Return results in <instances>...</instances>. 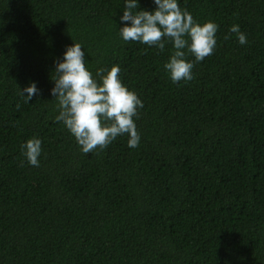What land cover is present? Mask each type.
I'll list each match as a JSON object with an SVG mask.
<instances>
[{
	"label": "trees",
	"instance_id": "1",
	"mask_svg": "<svg viewBox=\"0 0 264 264\" xmlns=\"http://www.w3.org/2000/svg\"><path fill=\"white\" fill-rule=\"evenodd\" d=\"M177 2L218 30L173 83L171 43L121 38L125 0H0V264H264V0ZM74 42L143 102L137 148L121 135L85 154L55 119L51 78ZM33 137L39 167L21 151Z\"/></svg>",
	"mask_w": 264,
	"mask_h": 264
},
{
	"label": "clouds",
	"instance_id": "2",
	"mask_svg": "<svg viewBox=\"0 0 264 264\" xmlns=\"http://www.w3.org/2000/svg\"><path fill=\"white\" fill-rule=\"evenodd\" d=\"M155 10H140L138 0H125L124 26L119 28L121 38L127 42H138L154 46L161 52L166 43L172 44L169 60L164 64L173 83L191 81L195 62L211 56L216 48V23H198L190 12L181 9L177 0H154ZM138 9V10H137ZM127 22H130L127 23ZM235 33L241 45L247 38L239 25L229 29ZM228 39V36H225ZM74 42L66 48L63 60L56 62L54 87L51 95L57 100L58 122H62L72 134L83 153L105 149L118 136L127 135L129 148H137L140 142L135 119L143 102L120 80V68H100L96 77L86 67L85 52ZM194 61L187 60V55ZM98 78V79H97ZM26 93V95H25ZM39 93L35 82L21 90L25 102ZM27 163L39 167L42 141L31 138L21 146ZM23 166V162H21Z\"/></svg>",
	"mask_w": 264,
	"mask_h": 264
}]
</instances>
